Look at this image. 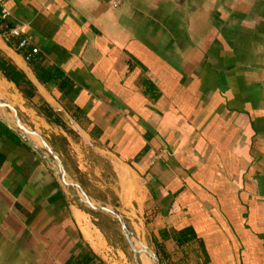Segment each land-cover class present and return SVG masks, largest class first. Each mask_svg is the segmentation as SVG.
<instances>
[{
    "label": "crops",
    "instance_id": "1",
    "mask_svg": "<svg viewBox=\"0 0 264 264\" xmlns=\"http://www.w3.org/2000/svg\"><path fill=\"white\" fill-rule=\"evenodd\" d=\"M5 4L39 51L0 49L67 128L0 74V264L105 262L107 243L13 113L94 201L138 219L160 264H264V0Z\"/></svg>",
    "mask_w": 264,
    "mask_h": 264
},
{
    "label": "trees",
    "instance_id": "2",
    "mask_svg": "<svg viewBox=\"0 0 264 264\" xmlns=\"http://www.w3.org/2000/svg\"><path fill=\"white\" fill-rule=\"evenodd\" d=\"M25 52V51H24ZM22 52V53H24ZM33 59L31 57L30 63ZM32 70L35 73L37 79L42 84L56 85L63 93H67L71 89V83L69 80L59 71H48L45 68L38 67L33 64ZM0 74L12 82L22 96L33 102L37 111L43 115L49 122L59 125L63 128H67L65 122L61 119L58 113L44 100H40L38 103L35 102L34 98L37 95V88L34 83L27 77L26 73L20 69L6 54L0 49ZM8 134L16 137L13 132L8 130ZM156 250L159 256V260L162 263L164 259L163 246L160 243H155ZM105 264L103 260L98 258L95 254L91 253L90 256L85 257L80 255L72 256L65 264Z\"/></svg>",
    "mask_w": 264,
    "mask_h": 264
},
{
    "label": "rangeland",
    "instance_id": "3",
    "mask_svg": "<svg viewBox=\"0 0 264 264\" xmlns=\"http://www.w3.org/2000/svg\"><path fill=\"white\" fill-rule=\"evenodd\" d=\"M45 149V148H44ZM47 157L48 162L51 167H53V170L56 171V165L55 160L52 158V156L44 150ZM57 176V175H56ZM58 177V176H57ZM74 178V177H73ZM60 179V178H59ZM60 182L62 183V180L60 179ZM69 191L72 192V194H75V198H77L81 204L92 214L96 213L97 222L98 224H101L105 231V236L107 239V243L103 246V255L105 257V264H147L146 262L140 261V259H137V262H135L136 254L131 250L129 244L126 241V238L124 236L123 230L121 226L118 224L117 221H115L110 215L104 212L99 211H93L90 209L87 205L83 203V201L80 200L79 194L77 190L73 187L69 188ZM107 206L113 207L112 205L108 204ZM114 208V207H113ZM118 211V209H117ZM122 218L126 221L128 227L131 229L133 234L143 243L147 248H149L151 251L154 252V246L150 243L148 236L144 234V228L138 225V219L134 217L130 213H124L123 211H118ZM101 215V216H100ZM139 215V214H138ZM103 216L108 217L109 221L111 220V223L108 224L106 220L103 218ZM127 217V218H126ZM141 218V216H138ZM108 224V225H107ZM135 245L138 249H140V246L135 242Z\"/></svg>",
    "mask_w": 264,
    "mask_h": 264
},
{
    "label": "water",
    "instance_id": "4",
    "mask_svg": "<svg viewBox=\"0 0 264 264\" xmlns=\"http://www.w3.org/2000/svg\"><path fill=\"white\" fill-rule=\"evenodd\" d=\"M5 107H9L6 103L0 101V110L3 111L2 109ZM12 109V108H11ZM13 121L16 124V126L21 130L22 134L21 136L26 139V141H30V138L37 137L41 144L44 146L46 151L52 156V158L55 160V165H56V171L55 174L62 180V182L69 187H73L77 190L78 194L80 195L79 198L85 205H87L90 209L93 211H99V212H104L110 215L115 221L118 222V224L121 226L124 236L126 238L127 243L129 244L131 250L136 254V259L135 262H137V259L141 260V255L145 254L153 264H160V261L155 254V252L151 251L145 244H143L131 231V229L128 227L126 221L122 218L121 214L113 207L98 203L94 201L88 194L85 193V191L81 188V186L74 180L69 179L63 169V166L58 159V157L54 154V152L50 149V147L47 145V143L44 141V139L39 136L35 131L31 130L24 124H22L17 117L16 114L13 113ZM31 142V141H30ZM40 152V151H39ZM43 160L45 164L48 166L50 162H48V157L46 153L43 151ZM135 242L140 246V249H138L135 245ZM137 264V263H136Z\"/></svg>",
    "mask_w": 264,
    "mask_h": 264
},
{
    "label": "built area",
    "instance_id": "5",
    "mask_svg": "<svg viewBox=\"0 0 264 264\" xmlns=\"http://www.w3.org/2000/svg\"><path fill=\"white\" fill-rule=\"evenodd\" d=\"M6 0H0V38L13 50L21 52L25 62H29L31 57L38 53V47L34 46L24 33V26L20 23L12 22L11 11L5 4ZM114 8L121 7L123 0H109Z\"/></svg>",
    "mask_w": 264,
    "mask_h": 264
},
{
    "label": "bare ground",
    "instance_id": "6",
    "mask_svg": "<svg viewBox=\"0 0 264 264\" xmlns=\"http://www.w3.org/2000/svg\"><path fill=\"white\" fill-rule=\"evenodd\" d=\"M140 261H141V263L144 261L147 264H153L152 261L145 254L141 255V260Z\"/></svg>",
    "mask_w": 264,
    "mask_h": 264
}]
</instances>
